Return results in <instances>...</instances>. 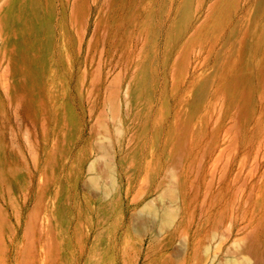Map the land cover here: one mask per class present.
<instances>
[{
  "label": "rangeland",
  "instance_id": "obj_1",
  "mask_svg": "<svg viewBox=\"0 0 264 264\" xmlns=\"http://www.w3.org/2000/svg\"><path fill=\"white\" fill-rule=\"evenodd\" d=\"M0 264H264V0H0Z\"/></svg>",
  "mask_w": 264,
  "mask_h": 264
}]
</instances>
